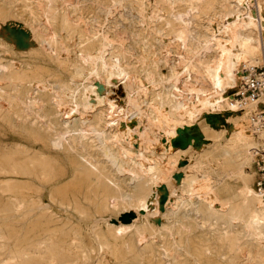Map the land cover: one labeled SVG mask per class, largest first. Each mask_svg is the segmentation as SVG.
<instances>
[{"label": "bare ground", "instance_id": "bare-ground-1", "mask_svg": "<svg viewBox=\"0 0 264 264\" xmlns=\"http://www.w3.org/2000/svg\"><path fill=\"white\" fill-rule=\"evenodd\" d=\"M238 1L244 2L246 4V19L244 21L233 20L226 22L223 25L224 29L217 30L213 33L211 32L212 35L210 37L204 34H202V36L200 35L198 40L193 37V41H196L195 43L193 42L194 45L192 44L191 51H193L194 54L198 53L197 51L200 49L199 45H201V49H203L202 54L200 53L201 57L199 56L200 58L194 59V62L191 61V63L186 65L188 66V68H182V71L186 74H188L189 71V75L191 74V72H193V80L195 81V83H197V89L195 90L196 92H199L201 96L199 103H201L202 106L213 104L223 105L225 110L218 113L216 117L211 118L212 121L210 125L214 128L216 124L221 122L226 128H228L226 134H228L229 132L232 133V138L227 140L225 150H222L223 153L220 152L222 155L216 150L217 148L214 149L215 147H212L213 150L211 149L208 152L198 154L199 158H196L193 161L191 160L190 162L191 168H194L196 173H192L191 175H187L186 173H184V175L178 182L174 179V170L179 169L182 158L187 156V154L189 153L188 151L190 149V145H192L194 139L189 138V143L187 144L182 142L184 141V137H186L187 128L184 125L185 123H182L183 121L175 117L176 115L174 116L173 109H178V107L176 106V103H173V101L169 109L167 108V102L165 99L159 100L158 103L152 102V104L149 106L150 110L147 117L140 119L132 117L131 119H127L126 116L128 115V110H120L112 102L107 101L105 94L101 92L98 93L92 87H85L83 88L82 94L79 96L81 114H73L71 112H68L66 109L59 110L60 108L58 109L57 105L60 102L66 101L67 99L74 100V98L77 97V94H75V90H71V88L68 86L55 84V86L51 88L52 90H55L57 92V95H50L46 90V76L19 78L15 76L16 74L13 73H7V75L4 72L5 69L3 70L2 68H0L6 74V83L8 82L7 87L10 90L15 91L18 96L22 97V101L20 103L19 99H13L16 96H9L10 93H8V96L5 98V100L6 104L9 107L7 109H4V106L2 105L3 111L5 110L6 113L5 120L13 127L23 130L28 135L37 136V139L43 142L44 147L47 150L55 146H63V150L65 153L64 155H66V159H68L67 162H69L67 164H70V167L68 166L70 170L69 172H67L69 175V177L67 178L69 179L65 185L66 188L57 187L56 192L62 196V198L60 197L62 202H68L70 204L68 208H71V210L75 211L77 214L85 215L87 217L91 216L88 215L83 208L82 202L84 201L90 205L99 206V208L97 209V213H105L107 210L115 213H127L131 211L138 215V212L150 208L151 205H153L154 202L157 201L156 199L153 200L154 196L157 197L161 194H164L163 196H165V193L168 192L171 196V192L169 191V189L174 187L175 183L181 184L182 191L186 192L189 195V198L185 199L183 197L184 199L181 201L182 204H184V211L179 210L177 206V211L174 208L171 209L176 217H180V220H178V218L176 219V221L172 225V228H170V232L168 235L169 238L176 235L178 237L177 244L175 243V245H170L167 243L168 246L165 245L167 246V248L165 247L166 253L162 250L167 255L166 256L164 254V256H166L167 258L169 257V260L172 261L171 264H224L225 262L220 263V259L225 255H229L228 262L225 264H264V259L260 255V249L257 244H254V242L258 240V236L260 234L259 232H256L254 226L256 223L264 220V210H261L259 214H252L253 216H251L248 220H241L243 230L245 229L248 232L247 234L251 235V237H247L250 238V240H246V234H243L246 238L245 241L250 243V247L246 245L243 246L237 243L240 237H238L237 239L236 234L239 231H235V229L232 227L233 222H237L239 220L236 214H243V212H247L252 207V205L253 207L257 205L258 208H264V193L261 194L256 189H254V187L250 186L249 182L252 178L249 179V175L247 176L244 171L245 166L255 160L256 153L254 151L258 146L259 136L252 127V132L257 138L255 139V141H253L251 131L246 128L244 119L241 120L236 118L233 121L228 122L231 116L237 115V113L240 112L237 106L231 102V95L228 92V90L234 88L237 83L238 75L235 71L238 68V64H256L261 59H264V29L263 24L261 23L262 21L255 16L254 9L252 8L254 4L251 6L249 4L251 0ZM6 2L7 1L4 2L3 0L4 4L0 5V18L4 19L7 18L10 12L6 7L9 3L6 4ZM13 2H19L21 4L22 12L26 13L31 18V20L33 21V25L31 24V26H29L28 28L25 27L26 29L18 32L17 34L15 32V37L10 38V36L12 35H8L10 38V42H8L9 40H7L9 45L12 48L26 53L32 51V53L34 54L39 53L41 50H45L47 52L49 51V53L51 52V54L53 52L54 55L50 56L49 58L53 59L54 62H59L58 57L65 56L68 50L65 44L66 40H69L68 38L71 36V32L77 29V24L72 21V15L77 11L76 8H78L76 7L75 2L73 0H13ZM101 8H104V6ZM99 10L103 11V9ZM17 11L20 12L19 10ZM23 17L21 16V18ZM57 17L60 18L61 24L59 27L56 26L57 24L52 23V20L56 19ZM23 21H25V19ZM184 21H182L183 24L186 23H184ZM84 30L86 31V29ZM199 33L201 34V32ZM101 43L102 42H100V44ZM6 47L7 46H5V48ZM102 47H104V45H101V50ZM99 50L100 48L96 46V44L87 45L84 50L80 51L79 49L80 54L78 56L76 54V56L71 58L68 56L69 58L67 62L74 69V74H76L75 76H78L83 72L85 73V71H88V69L93 71L94 73H98L99 67H104L108 64H106V61L103 59V56ZM120 51L121 53L119 55L123 57L124 55L122 51H124V49L122 50L121 48ZM139 51L140 53L138 55L140 61L141 59H146L149 61L148 63L155 64L156 59H152L150 57L151 54L149 52V49L144 47L143 43ZM6 54L5 56H8L10 53L8 55ZM25 62L27 61L25 60ZM67 62H64V64L66 65ZM50 66H52L51 63ZM110 66L109 68L113 67V70L107 69L111 70L110 73L117 69V67L115 66ZM147 75H149V73ZM214 89H220L219 91L221 94L218 99L212 100V94L210 93L211 90ZM36 95H38V98H36ZM64 95L67 96L65 97ZM157 96L159 95L157 94ZM37 99H42L45 102V106L48 110L46 113L49 114V110L54 111L53 114L51 113V117L49 119L50 121H48L49 124L47 122H42L43 120H38L40 116L37 115L39 113V109H37L35 107V104L33 103ZM106 103L108 104V108L105 110V113H103L104 116L98 113L100 111V108L97 110H93V113L91 114L88 110L87 111L89 114H87L83 110L86 107L96 108L102 104L105 105ZM194 105H191V111L194 110L195 112L197 108ZM201 110L204 109L202 108ZM253 110H255V108L251 107L249 109V112ZM191 113L189 112L187 115L190 116L194 114ZM3 116L4 115H2V117ZM104 122L106 123L105 125L107 126V130H100V125L104 124ZM135 123L138 124V129H136L137 126L134 125ZM249 123L253 126L252 118H250ZM127 129H131V134H133L134 137L136 139H139L141 142L150 144L152 142H155L157 138V140L160 139L163 143H165L166 154L164 157L162 156V161L155 163L154 160L151 159V156L148 155L149 153L147 154L145 151L142 152V150H138L134 155H129L128 149L122 142V132H126ZM212 133L215 137L216 130H212ZM92 139L95 142H93ZM174 141H179L180 144H182L181 147H175ZM160 144L161 143H159V145ZM161 146L163 145L161 144ZM57 147L55 148L58 149ZM63 150L60 151L62 152ZM217 152L219 153V155L216 154ZM59 155H61V153ZM233 156H237V159H239L235 169H232L234 166L231 165L230 161L232 159L234 160L235 157ZM35 161L37 160L34 159L33 162ZM42 161L46 162L45 160ZM38 162H36V164ZM50 164L51 163H49V165ZM40 165L43 166L42 163ZM36 166L35 169L38 168V166L37 168ZM44 168L40 167V171L38 172H42L41 174H44ZM50 169L48 170L51 171ZM27 170L24 171L26 175ZM36 172H33V174H36ZM66 176V171L65 174L63 173L60 175L61 178ZM233 176H235L234 179L232 178ZM45 177H47V175ZM58 178L59 177L53 179L55 185H59L62 182ZM230 194H236L239 197L240 201L232 206L231 204L229 205L228 203H225L224 201L226 197ZM171 198L173 199V195L171 196ZM169 203H171V201ZM218 205L220 208L216 207ZM8 206H12V204ZM8 206L6 210L8 209ZM13 206H16V204H13ZM224 206L226 209L228 208V213H225V210H222ZM68 208L63 209V211L66 212ZM188 208L191 211L200 214L199 220H195L194 218L192 219L188 216ZM254 208H256V206ZM251 211L249 210V212ZM30 212L35 213L34 218H36V221L34 223L32 222L30 226H26L21 234L15 231L14 224L11 220L13 216L10 215V213L7 222L3 224V229L1 231L2 237L5 241H12L11 248H9V246H6L7 243L3 244L4 252L5 254L9 255L12 261H14L13 263L32 264L34 262L36 264H40L38 262V259L35 257L38 255L40 256V258L46 259V262L44 264H77L81 259L80 253L86 246L84 238L80 234L81 232H79L78 229H71L69 231V229L67 228L68 231L67 229H65L67 233L63 232L64 236L60 237L58 235V232L61 230L57 228L56 225H50L53 224V220L50 215L48 216V213L46 214V211L41 206H36L35 204H32V206H27V213L29 214ZM170 214L171 213H169V215ZM241 214L240 217L242 216ZM212 219H218L222 222H226L225 228H216L212 232L213 236H215V241L217 237L221 242L220 244H222L221 246L218 243L212 244V239H207L195 234L197 228L203 227V225H205L206 223L212 225ZM98 225L96 224L93 227L94 236L92 238H98V245L100 247L109 249V252L112 253L114 257L120 258L121 262L118 264H144V258L145 255H147L146 253H148V249L152 255L153 253H156L152 251L153 247H142L143 244L148 243V235L150 234L148 231V235H146L144 230L146 228L143 226H137V230L134 229V232L128 233V238V234L126 235L125 233L127 230L123 228V226L119 228L117 226L112 227L113 221L106 222L105 232H103L102 229L98 227ZM161 227L163 228V226ZM124 236L128 238V241H124ZM150 236H153V234ZM194 237H198V239L203 243L198 247L193 246L189 250H183L181 248L183 240H194ZM122 239L124 243H122V248L119 249L118 244L114 243H116L115 241H119ZM76 240L79 241V244L74 245L72 242ZM90 240L91 238L88 240V243ZM44 241H48L49 245L45 244L47 245V247L46 249H44L43 247V250L41 247L43 244L40 246V243H44ZM91 241L93 242V240ZM111 241H113V244L111 243ZM164 243L165 242H163L162 244ZM138 245L141 246L137 247ZM151 245L153 246L152 243ZM213 245L215 246L213 247ZM88 246L89 245H87L86 248H88ZM162 247H164V245ZM156 248L158 249L159 247ZM87 251L89 252V249ZM208 252L214 256L213 259L207 257ZM181 256L184 257L183 261H180V259L182 260V258H180ZM240 258L241 260H239ZM8 262L7 264H10ZM1 263L4 264L3 261ZM41 264H43V262H41Z\"/></svg>", "mask_w": 264, "mask_h": 264}, {"label": "rangeland", "instance_id": "rangeland-1", "mask_svg": "<svg viewBox=\"0 0 264 264\" xmlns=\"http://www.w3.org/2000/svg\"><path fill=\"white\" fill-rule=\"evenodd\" d=\"M0 1H1L0 5H3L4 4L3 0H0ZM5 1H7L6 4L9 3L8 6L6 7L8 8L10 12L7 18L5 19L0 18V45H1L0 51L2 50L0 52V60H1L0 68H2L3 70L5 69L4 72L6 74L13 73V74H16L15 76L19 78H22V77L30 78V77H39V76L45 77L46 76L45 77V81H46L45 84H47L46 90L48 91L50 95H57V92L55 90H52L51 88V87H54L55 84H61V86L70 87L71 90L72 89L75 90V94H77V97H75L74 100L67 99L64 102H60L58 103L57 106H58V109L60 108L59 110L66 109L68 112H71L73 114L80 113L79 96L82 94L83 88L85 87L86 88L92 87L98 93L101 92L105 94L107 101L112 102L120 110H128L127 112L128 115L126 116L127 119H131L132 117L136 119L147 117L149 114V110H150L149 106L152 104V102L158 103L159 100L165 99L167 102V108L169 109L173 101V103H176V106L178 107V109H173V111L175 112V113L173 112L174 116L176 115L175 117L183 121L182 123H185L184 125L187 128L186 137H184L183 139L184 141L182 142L187 144L189 143L188 141L189 138L194 139L193 141L194 144L192 143V145H190V149L188 151L189 153L187 154V156L182 158V162L180 163L179 169L174 170L175 172L174 179L177 182L181 179L184 173H186L187 175L196 173L194 168H191L190 162L191 160L193 161L194 159L199 158L198 154H202L203 152H208L211 149L213 150L214 147H215L214 149L217 148L216 150L219 153L220 152L223 153L226 147L227 140L232 138V133L229 132L228 134H226L228 128H226L221 122L216 124L214 128L210 124L212 121L211 118L216 117V115L220 113L221 111H224L225 108L223 107L222 104L202 106L201 103H199L201 96L199 92H196L195 90L197 89V83H195V81L193 80V77H194L193 72H191L190 75H189L190 71L188 72V74H186L185 72L182 71L183 70L182 68L183 67L184 69L188 68V66L186 65L191 63V61L194 62V59H198L201 57V54L203 51V49H201V45H199L200 49L197 51L198 53L194 54L193 51H191L193 42L195 43V41L199 39L200 35L202 36V34H204L210 37L213 32L224 29L223 25L226 22L233 21V20H237V21L243 20L244 21L246 19V4L244 2H239L238 0H114V1H111V0H73L76 4V7H78L76 8L77 11L72 15V21H74L75 24H77L76 25L77 29L75 31H72L71 36L68 38L69 40H66L65 44L68 49L66 52V55L65 56L61 55L62 57L59 56L58 57L59 62L57 61L54 62L53 59L49 58L50 56L54 55L53 52L51 54V52L49 53V51L47 52L45 50H41L39 53L33 54L32 51L31 52L29 51L26 53V52L19 51L15 48H12L9 45L8 43L10 42L9 39L12 37H15L18 32L26 29L25 27L28 28L29 26H31V24L33 25L32 23L33 21L26 13L22 12L21 4L19 2H13V0H10V1L4 0V2ZM250 2H249L250 6L254 4L252 7L254 9V14L259 20L262 21L261 23L263 24V29H264V0H251ZM16 6L19 7L20 9L17 8ZM103 6L104 8H101ZM98 7L99 9H103V11H100ZM16 9L19 10L21 13L18 12ZM21 16L22 17L25 16V17L21 18ZM24 19L25 21H23ZM182 21H184V23L186 22L185 24H188V25L183 24ZM52 23L57 24L56 26L59 27L61 24L60 18L57 17L56 19L52 20ZM84 29H86V31ZM196 30H199V31H196ZM96 31H97V34H96ZM15 32L16 34L14 35ZM199 32H201V34ZM8 35L9 36L12 35V36H10L9 38ZM193 37L196 38L195 41H193ZM7 40L9 41L7 42ZM100 42L102 43L100 44ZM142 43L144 44V47L149 49V52L151 54L150 57L152 59H156L157 63L155 62V64H150L148 63L149 61L146 59H141V61L143 62L140 61L138 54L140 53L139 49ZM95 44L96 46L100 48L99 51L102 54L103 59L106 61V64L108 63L107 64L108 66L106 65L104 67H99L98 73H94L93 71L88 69V71L86 70L85 73L83 72L82 74L75 76L76 74H74L75 72L74 69L67 62L68 58L74 57L76 55L78 56L80 54L79 52L84 50L87 45H95ZM2 45L3 46L5 45L7 47L5 48V46L3 47ZM101 45H104V47H102V50H101ZM121 48L122 50L124 49V51H122L124 55L123 57L119 55L121 53L120 51ZM6 49H7V52H6ZM9 49H12V50H9ZM5 54L6 55L9 54L11 56L9 55L5 56ZM25 60L27 62H25ZM64 62H67L66 65L64 64ZM50 63L53 67L50 66ZM243 65H247V64H244V63L238 64V68L235 71L238 75V80H237L235 87L228 90L229 94L231 95L230 100L232 99V93L235 91L238 85V82L240 79L241 68ZM109 66L110 67L115 66L117 67V69L110 73V71L113 70L112 69L113 67L109 68ZM2 69H0L1 70L0 72V78H1L0 79L1 80L0 81V108H1V112H0V164H1L0 165V264H2L1 263L2 261L4 264L5 262L7 264L8 261H9L8 263L14 264L13 263L14 261L10 259L9 255L5 254L4 252L3 244L7 243L8 245L6 244V246L7 247L9 246V248H11L12 241H5L4 238L2 237L1 231L3 229V224L7 222L8 216L10 213V215L13 216L11 220L14 224L15 231L21 234V232L24 231L26 226H30L32 222L34 223L36 221V218H34L35 217L34 212L33 213L30 212L29 214L27 213V206H32V204L33 205L35 204L36 206H41L46 211V214L48 213V216L50 215V217L53 220V224H50V225L52 226L56 225V227L62 231V232L61 231L58 232V235L60 237H63L64 236L63 232L67 233L68 229L69 231L71 229H75V230L78 229V231L81 232L80 234L84 238V242L86 246L87 245L89 246L88 248H86L85 246V248L83 249L84 252L83 250L81 251L80 253L81 259L79 258L80 260L78 261V263L80 264H103V263L104 264H118L121 262L120 258L114 257L113 254L109 252V249L102 248L98 245V238H95V239L92 238L94 236L93 227L96 224L97 225L99 224L98 227H100L102 231L105 232L106 222L108 221L110 222L113 221L112 227L117 226L119 228L123 226V228L127 230L125 232L126 235L128 233H131L137 230L136 229L138 228L137 226L145 227L146 229L144 230H145L146 235H148V231L150 234L148 235V243L143 244L142 247L144 248L153 247L152 251L156 253H153L154 255L153 256L151 252H149V249H148L147 251L148 253H146L147 255H145V258H144L145 262L143 261L144 264H147V263L148 264H151V263L152 264H169V263L171 264L172 261L169 260L170 258L169 257L167 258L166 257L167 255L165 254L166 248L168 244L170 245L172 244L175 245V243L177 244L178 237L174 235L169 238L168 235L170 232V228H172V225L176 221V219L178 218V220H180L179 219L180 217H176L173 214L174 212L171 211V209L174 208L176 210V206H177L179 210L184 211L185 209L183 206L184 204H182L181 201L184 198L185 199L189 198V195L186 192L182 191L181 184L175 183L174 187L169 189V191L171 192V196L173 195V199L169 195V192L165 193V196H163L164 194L158 195L157 197L154 196L153 200L156 199L157 201H155L154 204L151 205L150 208L144 211L142 210L138 212V215H136V213L131 212V211L127 213L126 212L115 213V212L107 210L105 213H97V209L99 208V206L90 205L84 201L82 202L83 208L85 212L91 216L87 217L85 215L77 214L75 211L71 210V208H68L70 206L68 202H62L61 200L62 196L56 192L57 187H65L69 179L67 178L69 177L67 172H69L70 170L69 168L70 164H67L69 162H67L68 159H66L67 157L66 155H64L65 153L63 150V146H58V147L55 146L58 149L53 147L54 149L51 148L47 150L45 149L43 142L37 139V136H30L23 130L13 127L9 123H7V121L5 120L6 113H5V110L3 111L2 105L4 106V109H7L9 107L6 104V100H5V98L8 96V93H10L9 96H12V95L13 97L16 96L13 99H16V98L19 99L20 103L22 101V97L18 96L15 91L10 90L7 87L8 82L6 83L7 81L6 74L3 72ZM107 69H111V70H107ZM150 71L152 72V74ZM148 73L150 76L147 75ZM219 90L220 89L211 90L210 94H212V97H211L212 100L218 99L220 97L221 93ZM157 94L159 96H157ZM36 98H38V95H36ZM35 102H33L35 104V107L39 109L38 110L39 113L37 111L38 113L37 115L38 116L40 115L38 120L39 119L40 121L43 120L42 122H45V123L47 122L49 124L48 121H50L49 119L51 117V113L53 114L54 111L49 110V114L46 113L48 110L45 106V102L42 99L41 100L37 99ZM191 105L192 106L194 105L197 108L196 110L197 112L196 111L194 112V110L191 111L192 109ZM201 107L204 110H201L202 109ZM99 108H100V111L98 113L104 116L103 113H105V110L108 108V104L107 103L105 105L102 104L96 108L86 107L83 110L87 114L89 113L91 114L93 113L92 112L93 110H97ZM87 110L89 111V113ZM239 111L240 112H238L237 115L231 116L228 122H231L236 118L241 119V120L244 119L245 126L249 131H251L252 139L253 141H255V139L257 138L252 132V129H251L253 127L252 124L250 125L249 123L250 118L252 116V113H251L252 111L249 112V109H244V110H239ZM189 112L190 113L192 112L194 114L191 113L192 115L188 116L187 114ZM2 115L4 116L2 117ZM136 121H139V120H136ZM105 122L104 124H101L102 126L100 125V130H107V126L105 125L106 124ZM134 125L137 126L136 129H138V124L135 123ZM212 130H216L215 137L212 133ZM253 130H254V127H253ZM130 131L131 129H127L126 132L125 131L122 132V137H123L122 142L124 146L128 149L129 155H134L138 150H142V152L145 151L147 154L149 153L148 155L151 156V159L154 160L155 163L162 161V158L166 154V144L165 143H163L160 139L157 140V138L155 142L150 143L151 145L145 142H141L139 139H136L134 135L131 134ZM93 142L95 141L93 140ZM159 143H161L163 146H161V144L159 145ZM181 145L182 144L179 145L178 141H174L175 147L180 148ZM219 145L220 146L223 145L224 147L223 146L220 147ZM60 150H63V151L61 152ZM218 152L216 154L219 155ZM60 153L61 155H59ZM233 157H235L234 160L232 159L233 161L232 160L230 161H231V165L234 166L232 169H235L236 164H238L239 159H237V156H233ZM34 159L37 161L33 162ZM42 160H45L46 162ZM36 162L38 163L36 164ZM39 163L40 164L42 163L43 166L40 165ZM49 163L51 164L49 165ZM36 165L38 166V168ZM39 165L40 167H43V168L45 167L44 174H41L42 172L41 173L38 172L40 171ZM248 165L245 166L244 171L247 176L249 175L248 176L249 179L252 178L249 182L250 186L256 189L255 188L254 161L249 163ZM35 166L38 170L35 169ZM24 169L27 170L26 171L27 175L28 174L30 175L27 176L26 173H24L25 171ZM48 169H50L51 171H49ZM65 171H66L67 176L61 178L60 175L63 173L65 174ZM33 172H36V174L35 173L33 174ZM22 173H24L25 175ZM48 174L51 175L52 177L49 176ZM46 175L47 177H45ZM56 177H59L58 179L62 181L59 185L54 184L53 179ZM234 177L235 176H233L232 178L234 179ZM23 199H25L28 202H26ZM167 200H168V203H167ZM170 201L171 203H169ZM173 201L179 202V203H174ZM239 201H240L239 197L236 194L235 195L230 194L226 197L224 202L228 203L229 205L231 204L232 206L238 203ZM32 202H35V203H32ZM11 204L12 206H8ZM13 204H16V206H13ZM7 206H8V209H7L8 211L6 210ZM255 206L256 208H254ZM255 206L253 207L252 205V207L249 209L250 211L252 209L251 212H249L248 210L245 213L243 212V214L240 213L242 215L241 217H240V214H236L239 220L237 222H233L232 224V227L235 229V231L237 232L239 231L236 235H237V239L238 237H240L239 238L240 240L238 239V242H237L240 245H243V246L246 245L250 247V243L245 241V239L247 237H251V235L247 234L248 232L245 229L243 230L241 220H244V219L248 220L251 216H253L252 214L256 215V214H259L261 210H264L263 207L258 208L257 205ZM216 207H219V205ZM66 208H68V210L66 212L63 211V209H66ZM222 210H225V213L229 212L228 208L226 209L225 206L224 208H222ZM187 212L189 213L188 216L190 218L199 220V217H200L199 213H195L194 211H191L189 208ZM169 213L171 214L169 215ZM262 221L256 223L254 226V228L256 229V232L260 233L258 236V240H256L254 244L258 245L260 249V255L264 259V220ZM64 222H65V225H64ZM211 223L212 225H209L208 223H206L205 225H203V227L197 228L195 234L205 237L207 239H212L214 241V242L212 241V244L213 243L220 244L221 242L218 240L217 237L215 241V236H213L212 232L216 228H222V227L225 228L226 222H222L221 220H218V219H212ZM69 226L72 228H70ZM161 226H163V228ZM65 229H67V231H65ZM152 234L153 236H150ZM243 234H246V238H245V235ZM127 237L129 238V234L127 235ZM127 237L126 236L123 237V239H125L124 241H128ZM90 238L91 240H93V242L90 240L88 243V240ZM123 239L119 241H115L116 243H114V244H118L119 249L122 248V243H124ZM171 240L173 241V243ZM246 240H250V238H247ZM74 242H72L74 245L79 244L78 240ZM163 242H165L166 244L165 243L162 244ZM111 243L113 244V241H111ZM151 243L153 244V246L151 245ZM202 243L203 242H201L198 239V237H194V240L184 239L181 244V248L183 250H189L193 246H197V247L200 246ZM45 244L49 245L48 241H44V243H40V246L42 245L41 246L42 249L43 247L44 249H46L47 245ZM154 244H157V245H154ZM163 245L164 247H162ZM221 245L222 244H220V246ZM140 246L141 245H138L137 247H140ZM214 246L215 245H213V247ZM156 247H159V248L157 249ZM154 248L158 251H156ZM88 249H89V252L87 251ZM164 254L166 256H164ZM211 255L212 254L208 252L207 257L210 259H213L214 256L213 255L211 256ZM37 256L35 257L38 259V262L40 264L41 262H43V264L46 262L45 258L42 259L40 258V256L38 257ZM228 256L229 255L222 256L220 259V263H224V262L227 263L229 259ZM161 258L165 260L163 261ZM180 258H182V260ZM180 258H179L180 261H183L184 257L181 256ZM239 260H241V258ZM32 264H36V263L33 262Z\"/></svg>", "mask_w": 264, "mask_h": 264}, {"label": "built area", "instance_id": "built-area-1", "mask_svg": "<svg viewBox=\"0 0 264 264\" xmlns=\"http://www.w3.org/2000/svg\"><path fill=\"white\" fill-rule=\"evenodd\" d=\"M231 102L239 110L254 107L252 113L254 131L259 136L255 149V188L264 193V59L257 64L243 65L240 79Z\"/></svg>", "mask_w": 264, "mask_h": 264}, {"label": "water", "instance_id": "water-1", "mask_svg": "<svg viewBox=\"0 0 264 264\" xmlns=\"http://www.w3.org/2000/svg\"><path fill=\"white\" fill-rule=\"evenodd\" d=\"M179 142V141H178ZM179 145H180V142H179Z\"/></svg>", "mask_w": 264, "mask_h": 264}]
</instances>
